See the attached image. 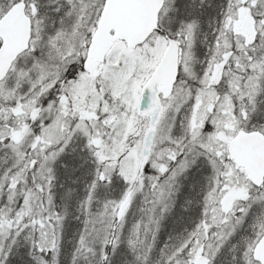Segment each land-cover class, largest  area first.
Segmentation results:
<instances>
[{"label": "snow or ice", "instance_id": "snow-or-ice-1", "mask_svg": "<svg viewBox=\"0 0 264 264\" xmlns=\"http://www.w3.org/2000/svg\"><path fill=\"white\" fill-rule=\"evenodd\" d=\"M0 264H264V0H0Z\"/></svg>", "mask_w": 264, "mask_h": 264}]
</instances>
